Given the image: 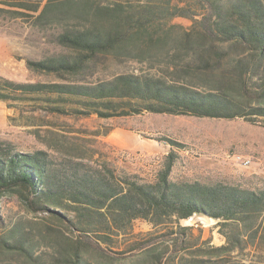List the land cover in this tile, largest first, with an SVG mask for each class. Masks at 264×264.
<instances>
[{
    "label": "trees",
    "instance_id": "obj_1",
    "mask_svg": "<svg viewBox=\"0 0 264 264\" xmlns=\"http://www.w3.org/2000/svg\"><path fill=\"white\" fill-rule=\"evenodd\" d=\"M52 1L45 0L41 9L40 0H0V5L39 10L40 20ZM192 1L198 9L175 5L170 13L191 23L174 36L176 51L166 67L116 69L109 76L87 79L86 72L94 74V61L118 57L137 43L143 25L133 31L110 12L118 11L113 6H81L76 11L88 15L89 24L65 25L55 37L69 52L25 60L28 68L65 81L23 82L0 75V100L13 105L41 100L52 111L100 117L152 111L264 120V0ZM0 11L21 14L3 6ZM176 157L170 151L154 178L145 181L104 162L56 157L44 149L19 150L0 139V201L15 196L32 216L9 224L0 213V264H102L103 258L117 259V253L146 248L137 239L132 241L135 247L117 246L132 233L137 218L152 226L177 225L171 229L179 237L174 264H227L233 253L245 249L247 259L239 264H264V185L174 180L170 173ZM193 215L215 219L224 242L207 247L185 243L192 239L185 237L188 227L178 224ZM144 250L146 258L150 253ZM167 252L152 254L154 264H163Z\"/></svg>",
    "mask_w": 264,
    "mask_h": 264
},
{
    "label": "rangeland",
    "instance_id": "obj_2",
    "mask_svg": "<svg viewBox=\"0 0 264 264\" xmlns=\"http://www.w3.org/2000/svg\"><path fill=\"white\" fill-rule=\"evenodd\" d=\"M44 2L40 0L39 9ZM104 5L117 8L118 11L110 12L133 31L137 24L143 26L135 36L138 42L128 45L125 54L94 61V74L86 72L89 80L109 76L116 69L150 67L157 71L166 67L176 51L174 36L191 23L190 18L172 16L171 11L175 5H186L191 11L198 9L192 0H53L39 20V10L2 4L0 6L21 14L0 11V75L23 82L65 81L53 73L28 68L25 60L69 52L71 49L55 41L57 33L65 25L89 24V16H81L77 8L94 9ZM71 12L75 13L71 15ZM167 138L178 141L181 146L167 143ZM0 139L11 142L19 150L44 149L56 157L82 156L94 163L104 162L117 171L135 173L145 181L154 178L166 155L173 151L177 157L170 177L174 180L189 178L264 185V120L260 117L251 121L243 117L217 118L152 111L100 117L52 111L41 100L26 99L17 105L0 100ZM234 154L249 158L250 163L246 166L237 163ZM0 206V213L9 224L20 216L32 217L15 196L2 197ZM178 225L188 227L185 237L192 239L186 241L187 244L197 242L207 247L224 242L216 220L207 216L193 215L181 219ZM171 229H178L177 225L152 226L142 218L135 219L132 233L121 238L117 246L135 247L138 244L133 245L132 241L137 239L146 248L117 253L118 258L113 260L103 258L102 264H154L152 254L166 249L167 258L163 264H174L172 255L178 249L179 237ZM204 240L206 242L202 243ZM144 249H149L150 253L146 258ZM246 252L247 249L233 253L235 256L226 259L227 264H239L247 259Z\"/></svg>",
    "mask_w": 264,
    "mask_h": 264
},
{
    "label": "built area",
    "instance_id": "obj_3",
    "mask_svg": "<svg viewBox=\"0 0 264 264\" xmlns=\"http://www.w3.org/2000/svg\"><path fill=\"white\" fill-rule=\"evenodd\" d=\"M234 159L237 163H240L241 165H248L250 163V159L247 157H244L240 154H234Z\"/></svg>",
    "mask_w": 264,
    "mask_h": 264
}]
</instances>
